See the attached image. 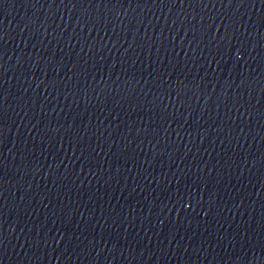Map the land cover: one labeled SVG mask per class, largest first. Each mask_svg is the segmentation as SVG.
<instances>
[{"label":"water","instance_id":"water-1","mask_svg":"<svg viewBox=\"0 0 264 264\" xmlns=\"http://www.w3.org/2000/svg\"><path fill=\"white\" fill-rule=\"evenodd\" d=\"M0 264H264V0H0Z\"/></svg>","mask_w":264,"mask_h":264}]
</instances>
